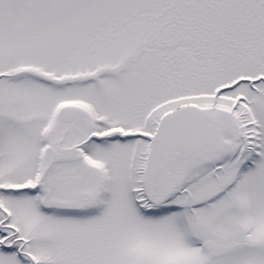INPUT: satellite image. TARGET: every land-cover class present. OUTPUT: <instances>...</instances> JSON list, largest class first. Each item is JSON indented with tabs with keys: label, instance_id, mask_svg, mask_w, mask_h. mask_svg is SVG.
Listing matches in <instances>:
<instances>
[{
	"label": "snow or ice",
	"instance_id": "obj_1",
	"mask_svg": "<svg viewBox=\"0 0 264 264\" xmlns=\"http://www.w3.org/2000/svg\"><path fill=\"white\" fill-rule=\"evenodd\" d=\"M0 264H264V0H0Z\"/></svg>",
	"mask_w": 264,
	"mask_h": 264
}]
</instances>
